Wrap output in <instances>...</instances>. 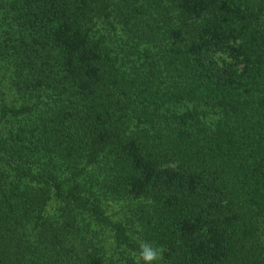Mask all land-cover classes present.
Instances as JSON below:
<instances>
[{
    "label": "trees",
    "instance_id": "obj_1",
    "mask_svg": "<svg viewBox=\"0 0 264 264\" xmlns=\"http://www.w3.org/2000/svg\"><path fill=\"white\" fill-rule=\"evenodd\" d=\"M264 264V0H0V264Z\"/></svg>",
    "mask_w": 264,
    "mask_h": 264
},
{
    "label": "clouds",
    "instance_id": "obj_2",
    "mask_svg": "<svg viewBox=\"0 0 264 264\" xmlns=\"http://www.w3.org/2000/svg\"><path fill=\"white\" fill-rule=\"evenodd\" d=\"M134 264H155L162 258L161 249L154 247L151 243L142 241L139 243L138 252L132 253Z\"/></svg>",
    "mask_w": 264,
    "mask_h": 264
}]
</instances>
